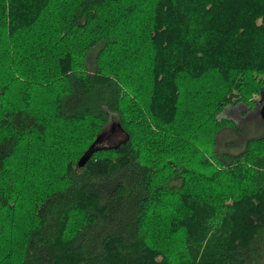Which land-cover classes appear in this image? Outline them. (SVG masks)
I'll return each instance as SVG.
<instances>
[{
	"label": "trees",
	"instance_id": "1",
	"mask_svg": "<svg viewBox=\"0 0 264 264\" xmlns=\"http://www.w3.org/2000/svg\"><path fill=\"white\" fill-rule=\"evenodd\" d=\"M184 75L198 109L175 124ZM263 79L264 0H0L11 264H264V136L218 117Z\"/></svg>",
	"mask_w": 264,
	"mask_h": 264
},
{
	"label": "rangeland",
	"instance_id": "2",
	"mask_svg": "<svg viewBox=\"0 0 264 264\" xmlns=\"http://www.w3.org/2000/svg\"><path fill=\"white\" fill-rule=\"evenodd\" d=\"M20 15V14H19ZM20 18V16H19ZM193 33V41H198V33L197 32H192ZM211 55H203V58L206 59V63L209 66L215 67V66H219L220 64H222V62L219 61H214L211 58ZM215 59V57H213ZM222 58V57H221ZM219 58V59H221ZM204 64V62H202ZM226 64V63H225ZM202 64L200 63L198 66V71H200ZM228 67H233V65L231 64H227ZM1 67L5 68V64L4 62H2ZM189 75L191 76V74L189 73ZM260 76V75H259ZM188 77V75H184L181 78L179 77L176 84L178 85L177 89L175 90L177 96H175V99L178 97L179 99V104H180V108H177V106H171V116H176V119L174 121H172L173 123L177 124L178 122V115L185 109L190 113H193L194 111H196V109H198L197 105H189L187 103V99L189 98V94H191V91H188V88H183L182 86V81L184 79H186ZM176 88V86H175ZM180 92V93H179ZM180 94V95H179ZM262 94H264V79L263 82L257 87V89H253L249 92V97L247 100H243L241 102H238L236 104H227L226 107H224L221 111V113H219L218 117L220 119H226V120H231L232 122L235 123V125L237 127L240 128V130L242 131L241 133H243V135L240 136V141L242 139H244L245 136H247L248 134H257L259 133V131L262 133V135L264 136V127L262 125H260L259 123L261 122V106H262V102H260L261 96ZM196 100H192V104L195 103ZM197 102V101H196ZM189 125V123L187 124ZM236 134H234L231 130H229L228 128H224L221 131L220 136H217V146L220 147L222 140L226 141V146L224 149L229 150V152H237L241 149V145L240 142L238 141H234V137ZM252 135V136H253ZM189 136V135H186ZM251 136V135H250ZM106 137V136H105ZM107 137H109L110 142H111V138L117 139L115 142H112V144H116V143H120L119 141H123L122 139V135L117 136L116 135H112L109 134V132L107 133ZM229 140V143H228ZM234 141L231 143V141ZM153 139H148L147 142L145 144H143L144 146L147 147H151V144L153 143ZM104 145H107V142L103 140L102 142ZM184 143H187L186 138H181V140L177 143V145L181 148L183 147ZM236 146L233 147L232 144H235ZM189 145V142H188ZM200 149V146L198 143H194L193 142L189 145L190 149L191 147ZM188 148V151L190 150ZM189 157V153L185 152L184 158L183 159H174L175 163H180L181 165L185 164L186 161H191L193 160V158H188ZM11 184H15L17 183V181L15 180V176L13 175L11 177ZM17 204V209L15 212H11V213H7V214H2L0 215V262H2V260H4L3 262L7 263L8 262L11 264V261L15 260V252H17L18 249V245L20 242V234L22 232L23 229V223L17 227L18 225V221L20 220H24L26 218L25 215V211H24V206L21 203V199L16 201ZM17 216V221L13 220L12 218L13 216ZM12 236V239L10 240V242L8 243V239H10V237ZM7 257L10 259L7 262Z\"/></svg>",
	"mask_w": 264,
	"mask_h": 264
},
{
	"label": "water",
	"instance_id": "3",
	"mask_svg": "<svg viewBox=\"0 0 264 264\" xmlns=\"http://www.w3.org/2000/svg\"><path fill=\"white\" fill-rule=\"evenodd\" d=\"M263 101V103H262V106H261V110H260V113H261V118L263 119V121H264V97H263V94H262V96H261V99H260V102H262ZM101 140H99V137H97L96 139H95V141H94V143L91 145V147H93L95 144H98V142H100ZM87 158H88V156H85V155H83L82 157H81V159L79 160V166H81V165H83L84 164V161L85 160H87Z\"/></svg>",
	"mask_w": 264,
	"mask_h": 264
},
{
	"label": "flooded vegetation",
	"instance_id": "4",
	"mask_svg": "<svg viewBox=\"0 0 264 264\" xmlns=\"http://www.w3.org/2000/svg\"><path fill=\"white\" fill-rule=\"evenodd\" d=\"M263 97H264V94H263ZM263 103V102H262Z\"/></svg>",
	"mask_w": 264,
	"mask_h": 264
}]
</instances>
